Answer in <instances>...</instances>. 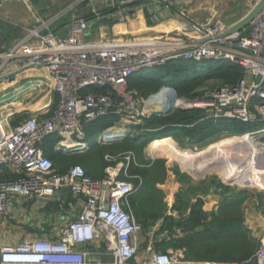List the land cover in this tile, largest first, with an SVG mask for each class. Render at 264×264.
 Segmentation results:
<instances>
[{"label": "built area", "instance_id": "1", "mask_svg": "<svg viewBox=\"0 0 264 264\" xmlns=\"http://www.w3.org/2000/svg\"><path fill=\"white\" fill-rule=\"evenodd\" d=\"M90 1L100 3L102 8H115L108 14L115 23L134 16L133 3L146 8L148 21H156L161 8L182 6L178 0ZM259 1L254 0V5ZM96 16H100V11ZM190 22L172 39H139L126 34L91 38L86 36L88 20L75 16L64 35L43 22L41 26L27 27L16 43L4 50L0 75L19 70L12 76L15 77L28 68L43 69L56 98L51 109L31 114L9 127L0 118V264H91L88 253L77 246L97 237L104 240L112 264H131L137 252L141 226L128 199L142 183L138 175L128 174V166L135 159L126 157L123 164L116 162L119 154L105 155L109 164L105 176L98 179L79 164L60 172L42 146L52 135L58 136L53 145L55 151L80 152L89 148L87 127L96 120L114 117L112 125L99 134L107 128H120L126 134L110 139L125 138L137 134L133 131L135 126L153 115L187 108L201 109L202 119L213 123L256 122L259 126L254 133H264V6L250 20L252 29L246 35H242L243 28L232 29L220 22ZM111 26L103 25L101 32ZM179 58L229 61L238 64L243 75L233 85L203 88L202 96L194 98L178 95L169 85L147 96L128 88V79L136 72L162 67ZM96 141L103 144L109 139L99 135ZM59 188L82 198V205L75 218L61 226L58 238L23 239L14 244L2 241L1 223L11 198L40 199L54 195ZM167 205L170 208L172 202L168 200ZM182 233V228L175 226L170 232L164 230L158 241ZM146 241L150 251L148 264H222L184 260L178 250L152 249L157 241L148 235ZM251 261L264 264V233L251 257L239 264Z\"/></svg>", "mask_w": 264, "mask_h": 264}, {"label": "rangeland", "instance_id": "2", "mask_svg": "<svg viewBox=\"0 0 264 264\" xmlns=\"http://www.w3.org/2000/svg\"><path fill=\"white\" fill-rule=\"evenodd\" d=\"M46 1L50 5L53 4L57 12L58 11H62L63 13L69 12L71 13L70 15H72L73 13L75 16L78 17L83 16V14L85 13V11H83L82 9L88 10L87 8H85L84 4H88L93 8H96L95 12H99L101 10L100 8H102V6L99 5L100 3L92 4L90 0H46ZM253 1L254 0L251 1L250 0H189L186 4L187 13L184 14H186L189 19H192L191 21L202 22L204 20H211L212 22H220V23L228 24L236 21L249 9L253 8L254 6ZM90 6H89V10H91ZM140 7L141 6H137L135 8L138 12L137 15L134 16L133 19L134 21H132L135 25L134 29L129 32L126 30H122L125 32H121V34L130 35L131 37H138L139 39L141 38L146 39V38L159 37V36H161L163 39H172L173 37H176L178 35L179 31L176 29H169L166 27L159 29L161 28L160 26L167 25V22H163L164 20L160 21L159 19L158 21L151 20L150 22H148L147 21L149 19L148 11L146 10L145 7L143 8ZM103 23L100 22L99 26H101L102 24L103 25L106 24L105 26H109L108 23L106 22ZM9 29L14 30L16 37L21 32L19 26L15 25L9 27V24L3 21V19L0 17V56L1 54L4 53L5 50L4 45L8 44L11 41L10 40L9 42H7V35H8L7 31ZM97 30H95V32L91 31L90 34H93L94 37L112 34V32L110 31L100 32ZM156 30H163V31L156 32ZM121 34L115 33L116 36ZM30 72L33 73V70H31ZM44 75L45 74L40 75V77H44V79L39 80L38 76L33 77V76H26L25 74H21L18 77L17 81H15L16 78L13 77L14 78L13 81L8 83L7 81H5V83L0 85V93H1V90H4L7 85H12L15 82L18 84V86L13 87V89L10 91V94L8 96H6L5 98H0V118L6 120L7 127L17 123L18 120L31 115L29 112H31L33 107H35L36 105H37L36 107L41 111L47 109L49 110L52 108L54 93H53L52 85H50V82L46 81L48 78ZM25 79H27L28 81L31 80V82L26 83ZM170 113L165 114L164 116L165 117L169 116ZM202 118L203 117H201L200 119L205 120ZM174 126H178V124L172 121L171 122L166 121L164 123L156 124L154 126L145 125V124L137 125L133 130L134 133L136 132L152 133L156 131H161V133L169 134L173 132L172 134L173 144L171 147H174L177 150H179L181 154V157L179 156L175 157L173 154H166V153L159 154V153H152V151L148 149L142 150L141 156L145 162H153L161 159L164 161V166L166 168L165 179L173 175L176 182V186H170V187L167 186L166 188L165 186L162 187L159 186L164 183L165 179L162 182L156 183V185L159 188L157 192V199L161 201L160 203L163 204V209L167 211V213L175 211L176 215L178 214V218L176 217L173 221L174 223L167 227H163V224L162 226H160L161 223H158L159 222L158 220L154 222L144 223L143 220L138 219L141 226V229L139 231V241L140 240L142 241L143 239L146 240L148 235L152 238V241L156 242L159 240L160 234L164 230L170 232L172 228L176 226L182 228L183 230L182 235L187 236L188 234L192 233L194 234L193 235L194 240L201 241V244L205 246L208 243H206V239H205L206 235L204 234H208L210 232L214 218L216 216L225 217V215H227L230 217L234 216L240 218L239 219L240 221L232 227L229 226L225 228L223 230V236L225 235L230 236L232 232H236L237 229H242L247 226V228H249L247 229L248 234L249 236H251L252 239L251 241L253 242V250L256 249L258 240L262 235V233H264V188L262 185H257V186L256 184L253 185L249 181L250 179L253 178V176H255V178L258 179L260 173L262 175L264 174V167H263L264 152H260V155L259 154L257 155L258 158L255 156L256 166L254 168L253 167L251 168L250 171L251 174L250 173H248L247 175L243 174L244 177L247 178L245 183H242L241 185L238 183L236 184L234 182L229 181L225 177L226 176L225 174L230 168L233 167V165L218 163L219 161L215 156L217 153H213L216 147L218 146L220 147L219 142L221 141V139L224 136H227L226 132H223L221 130H216L217 128L208 126L204 129L205 131L203 132L196 130L197 131L196 136L192 139H188L187 136H182V135L175 136L174 134L179 131L178 130L170 131V129H172ZM189 126H194V123L189 124ZM133 136H130V138H133ZM254 136L256 138L264 139V133L255 134ZM98 137H99V133L95 137H93V143L97 145L90 146L89 144L90 149L102 145L100 143H97L96 140L98 139ZM126 138L127 137L122 139V141L126 140ZM126 145H128V143L126 144L123 142L122 143L118 142L117 145L106 143L103 144L101 148L96 149L94 153L96 154V152L104 151V153L106 152L105 155H110V156L118 153L120 156L118 157L116 162L118 163L121 162L123 164L127 162L126 157L129 156H130V160H132L133 158L136 160L137 156L134 151L130 149L120 150L126 148L125 147ZM188 149H192V152L191 150ZM77 152L78 151L69 150L67 153H65L66 154L65 159L71 162V160H77L81 158L82 154L80 155ZM81 152H85V150ZM182 153H186V154H182ZM212 154H215L214 155L215 157H213ZM189 156L191 157L190 159ZM207 159H209V161H207ZM256 159L258 162L256 161ZM95 160H97V158H95ZM188 160H190L191 162ZM97 162L99 163V164L97 163L98 167H100V162L99 161ZM96 167L97 165L95 164V168ZM262 179L264 180V178H261L260 181L264 185V181H262ZM176 194L179 195L178 198H175ZM233 194H239V195L243 194V196L241 197V199L232 201L234 207L230 211L231 206L228 205L230 203L227 204V202L232 200ZM185 199L188 200L186 208L183 211H180V209H178L176 205L183 204L182 201ZM168 200L169 203L173 201L170 208L166 204ZM165 204L167 206L166 208H165ZM197 205L201 206V208L207 214V216L203 219V221L199 223L198 227H196V225L192 226V223L190 222L191 221L190 217H188L189 222L186 221V223L177 224V222L181 220L179 218L181 214H185L187 210L189 214L190 212L189 209L191 208L193 209ZM196 233H198V235H195ZM210 234H214V231H211ZM174 238L168 237L166 239L170 240V242H174L175 240ZM155 249L163 251V249L159 247L158 248L155 247ZM175 249L180 251L179 253L181 257L183 256L185 251H187V248H184L182 245L173 247V250ZM201 249H205V247H202ZM251 255L249 257H251ZM249 264H254V263H252L251 261Z\"/></svg>", "mask_w": 264, "mask_h": 264}, {"label": "trees", "instance_id": "3", "mask_svg": "<svg viewBox=\"0 0 264 264\" xmlns=\"http://www.w3.org/2000/svg\"><path fill=\"white\" fill-rule=\"evenodd\" d=\"M137 5L139 4H131V6L133 7H136ZM114 11L115 8H101L100 14L107 16L109 13H112ZM106 23L112 25L115 22L114 20H110L107 18ZM242 75V68L238 64L231 63L229 61H214L210 59L194 61L179 58L168 61L166 65L162 67L136 72L128 79V88L137 90L142 96H147L150 93L159 90L163 85H169L176 90L178 95L188 98H194L196 96H202L203 88L233 85L239 78L242 77ZM16 86H18L16 82L12 85H7L4 90H1L0 98H5L6 96H8L13 87ZM201 117L202 110L199 108L176 109L166 117L164 115H153L149 117L145 120V125L154 126L166 121H172L178 124V126H174L172 129H170V131L178 130L179 132L175 133V136H187L188 139H192L196 136V130L203 132L205 131L204 129L208 126L217 128L216 130H221L223 132L228 131L232 133H242L245 130L250 129L254 130L255 127L259 126V124L256 122L243 123L235 120H221L217 123H213L206 119L201 120ZM113 121L114 117L108 116L89 124V126L87 127V139L90 146L97 145L93 143V137H95L105 127L112 125ZM192 123H194V126H189V124ZM172 134L173 132L168 134L161 133V131L152 133L142 132L134 134L133 138H130L128 136L126 140L119 141L120 143H128V145L125 146L126 148L120 150L130 149L134 151L137 156L136 162L140 164L137 165L131 161L128 166V174L138 175L142 179L140 187L145 184V194L143 195H145L146 199L138 198L137 200L135 198V200H137L135 204L133 195V198L131 200L137 221L139 218V220H141L142 217H145L146 219H143L144 223L154 222L161 215V201L157 199L158 189L155 188V186L156 183L162 182L165 179L166 175L164 161L161 159L153 162H145L141 156L142 150L153 139L155 140V138H163L167 135ZM99 135L101 136V133ZM57 140L58 136L52 135L44 141L42 146L47 157L50 158L52 164L60 172L65 171L71 165L79 164L91 177L98 179L103 176V169L109 164L104 159V154L106 152H96L95 154L94 151L101 148V146L106 143H103L102 145H99L93 149L89 148L85 152H77L80 155L82 154V157L77 160H71L70 162L69 160L65 159V153L57 152L53 149V145ZM117 143L118 142H109V144L113 145H117ZM95 158H97V160H95ZM97 161L100 162V167H98L99 163ZM95 164L97 165L96 168ZM98 174H100L99 177L97 176ZM136 181L137 179H135V182ZM139 189L140 188L135 191V196H138ZM178 194H176L175 198L179 197ZM242 196L243 194L232 195V200L227 202V204L230 203L228 204L231 206L230 211L234 207L232 201L241 199ZM182 202L183 204L176 205V207L180 209V211H183L186 208L188 200L185 199ZM189 211V216L184 217L183 219L178 221L177 224L186 223V221L189 222L188 217H190L192 226L196 225V227H198L199 223H201L207 216L206 212L201 208V206L198 205L193 209H189ZM163 219V227L170 226L174 223V219L172 217H164ZM239 219L240 218L234 216L230 217L227 215H225V217L216 216L214 218V221L212 222V227L210 229V232L214 231V234H210V232L208 234H204L206 235V243H208L205 246L201 244V241H195L193 236L194 234L190 233L187 236H183V238H174V242L163 239L157 242L156 247H159L164 251L167 248L170 249L182 245L187 248V257L188 255H193L196 259L209 258L213 260H219L221 262L240 263L242 260L248 258L255 250H253V242L251 241L252 239L248 234L247 228L237 229V231L232 232L230 236H223V230L229 226L232 227L236 225L240 221ZM198 233H196L195 235H198ZM202 247H205V249H201Z\"/></svg>", "mask_w": 264, "mask_h": 264}, {"label": "crops", "instance_id": "4", "mask_svg": "<svg viewBox=\"0 0 264 264\" xmlns=\"http://www.w3.org/2000/svg\"><path fill=\"white\" fill-rule=\"evenodd\" d=\"M26 1L27 2L23 0H0V17L3 19V21L9 24V27L17 25L21 29V32L17 37L15 36V32L13 29H9L7 31L8 33L7 42H9L10 40L11 41L8 44L4 45L5 50L11 47L14 43H16L21 38L24 30L27 27L41 26L43 22H47L48 28L53 30L57 34L64 35L67 32L69 21L73 17H75L73 13L72 15H70L71 13L69 12L67 13L66 12L63 13L62 11L57 12L55 10V6L53 4L50 5L49 3H47L46 0H26ZM178 1L182 5L181 7L175 5V6H172L171 8H161L160 9V11L158 12L159 14L157 15L158 18L156 20L157 21L159 19L160 21L164 20L163 22H167V25L166 26L159 25L161 27L159 29L166 27L169 29H176L179 31V33H181L185 30V28L187 27V24L191 23L190 21L192 19H189L187 15L184 14V13H187L186 4L189 0H178ZM84 5H85V8H87L88 10L82 9L83 11H85V13L83 14V16H79V17H83L86 20H88L90 24V28L88 29L86 36L94 38L93 34H90V32L91 31L95 32V30L97 29H98L97 31L101 32L102 26L104 24L103 22H106L108 15L104 16L100 14V16L97 17L96 12H95L96 8H93L92 6L88 4H84ZM89 6L91 10H89ZM250 10L251 9H249L246 13L240 16L239 19H237L236 21L232 23H228V24L222 23V24L233 26L234 24L238 23L240 20L245 18ZM137 12L138 11L136 10L134 16L137 15ZM134 16L127 18V20H125L124 22H117V23L112 24L111 27L103 28V32L110 31L112 32V34H115V33L121 34V32H125L122 30H126L128 32L133 30L135 27L134 23L132 22L134 21L133 20ZM100 22L103 23L101 26H99ZM117 26L122 27V30L118 29ZM158 31H163V30H156V32ZM31 70H33V73L30 72ZM26 72L30 73V75L32 76L33 75L38 76L39 80L44 79V77H40V75H43V74H45L44 76L48 78L46 71L43 69L28 68L24 70L23 73H20V75ZM16 77L17 76H15L14 78ZM14 78L12 77L9 80L6 79V80L0 81V85L5 83V81L11 82L14 80ZM46 81L50 82L49 78ZM50 85H51V82H50ZM55 98H56V94L54 93L53 104H54ZM43 112H45V110L41 111L37 108V110L31 111L29 113L34 115V114H39ZM144 124H145V121H144ZM169 136H172V135H169ZM122 139H124V137L117 138V139H109V141L105 143L119 142ZM144 149H147L146 146L144 147ZM116 154L118 155V153ZM116 154H113V155H116ZM134 164L140 165L139 163L136 162V160ZM105 168L103 169V176H105L106 174ZM99 175L100 174H98L97 176L99 177ZM103 176H101L100 178H102ZM120 177L123 178L124 176L120 174ZM129 180L135 182V178H130ZM159 186L161 187L165 186V188L167 186L169 187L176 186V182H175L173 175H171V177H167L164 183ZM139 188L140 189L138 190V193H139L138 196H135L134 194L135 192H134L128 198L130 208L135 218H136V214L134 213L133 206L131 203L133 195H134V200L135 198L137 200L138 198L146 199L145 195H143L145 194V190H144L145 184H143L141 187L139 186ZM155 188L159 190L157 185L155 186ZM155 188H152V189H155ZM137 200H135V204ZM166 204H165V208L168 206V205L166 206ZM81 205H82V198L73 196V194H71V192L67 190L66 188H59L54 195L43 197L40 199H36V198L29 199V198L14 196L8 201L7 206H6V214L3 216V219H2V223H1L2 241L5 243L14 244L23 239H32V238H48L52 240L56 239L59 236L61 226L67 223L68 221L72 220L73 218H75V216L77 215V213L79 212L81 208ZM163 210H164L163 204H161V213H160L161 215L159 216V218L156 219L161 223V226L163 224L164 217L172 216V218L174 217L173 219H175L176 217L178 218V214L176 215L175 211H172L173 213L172 212L167 213V211L165 210L163 211ZM186 216H189L188 210L185 212V214H181L179 218L183 219ZM143 219H146V218L142 217L141 220ZM245 228H247V226ZM183 236L184 235H179V236H176L175 238H179V237L183 238ZM157 242L153 244L152 249H155ZM77 248L88 253V259L90 260L91 264H112V261H113L112 255L106 249L105 242L100 237H97L91 240L90 242L84 243L82 245H78ZM170 250H173V248H170V249L167 248L164 250V252L170 251ZM186 256L187 254L185 251V253L182 256L184 260L199 261V262L200 261L221 262L219 260H215V259L213 260L209 258L196 259L193 255L191 256L188 255V257ZM149 257H150V251L147 249V241L143 239L142 241L141 240L139 241L137 252L133 256V258L130 260V262L131 264H148ZM221 263L222 264H239V263H229V262H221Z\"/></svg>", "mask_w": 264, "mask_h": 264}, {"label": "bare ground", "instance_id": "5", "mask_svg": "<svg viewBox=\"0 0 264 264\" xmlns=\"http://www.w3.org/2000/svg\"><path fill=\"white\" fill-rule=\"evenodd\" d=\"M117 28L122 30V27L117 26ZM24 74L26 76H32V75H30V73H27V72ZM19 76L16 77L15 81H17ZM33 77H34V75H33ZM27 79H25L26 83L31 82V80L28 81ZM36 106L33 107V109L31 111L37 110ZM254 131L255 130H246L242 133H237V132H234V133L229 132L228 133L226 131L227 136H224L221 139V141L219 142L220 147L219 146L216 147L215 151H213V153L218 154V155L212 154L213 157L216 156V158L219 161L218 163H220V164L224 163L227 165L232 164L233 165V167L227 171V173L225 174L226 175L225 177L229 181L234 182L236 184L238 183L241 185L242 183H245L247 178L244 177L243 174L247 175L248 173H250L251 168L252 167L254 168L256 166L255 165V163H256L255 162V156L257 157L258 154L260 155V152H264V139L256 138L254 136L255 135ZM123 134L124 133L120 128H107V129L103 130V132L101 133V136L105 137V139H110V138H113V137L115 138V137L123 135ZM257 134H263V133H257ZM172 141H173V136H169V135H167L163 138H159V139L155 138V140L153 139L152 141H150L148 143L147 149L151 150L152 153H159V154H165L166 153V154H173L175 157H178V156L181 157L179 150H177L174 147H171L173 144ZM78 148H83V146L79 145ZM188 150H191V152H192V149H188ZM188 150H185V151H188ZM182 154H186V153H182ZM193 156H194V154H193ZM190 158L191 157L189 156V159ZM188 161H190V160H188ZM207 161H209V159H207ZM256 161H257V159H256ZM192 162H193V160H192ZM263 167H262V169H263ZM261 178H264V174L262 175L260 173L258 179L255 178V176H253V178L250 179L249 182L252 183L253 185L256 184V186L262 185L264 188V185L260 181ZM262 181H264V180L262 179ZM259 187H261V186H259Z\"/></svg>", "mask_w": 264, "mask_h": 264}, {"label": "water", "instance_id": "6", "mask_svg": "<svg viewBox=\"0 0 264 264\" xmlns=\"http://www.w3.org/2000/svg\"><path fill=\"white\" fill-rule=\"evenodd\" d=\"M263 6H264V0H260L259 2H257V4H255L253 6V8H251V10L246 15V17L243 18L242 20H240L238 23L234 24L232 26V29H240L241 30L243 28L242 29V35H246L252 29V25L249 23L250 20L255 15V13ZM17 72H19V70L12 71V72H9V73L4 74V75H0V81L9 79L13 75H15ZM258 79H259V76L256 77V80H258Z\"/></svg>", "mask_w": 264, "mask_h": 264}]
</instances>
